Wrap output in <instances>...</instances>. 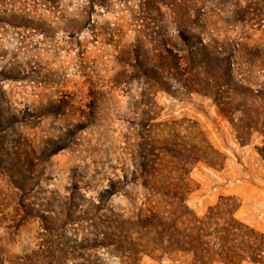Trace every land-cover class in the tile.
I'll return each mask as SVG.
<instances>
[{"label":"rangeland","instance_id":"rangeland-1","mask_svg":"<svg viewBox=\"0 0 264 264\" xmlns=\"http://www.w3.org/2000/svg\"><path fill=\"white\" fill-rule=\"evenodd\" d=\"M256 3L0 0V97L6 115L13 114L6 145L29 152L35 162L44 149L65 145L39 164L32 198L43 203L50 199L55 210L72 193L77 209H84L110 179H119L117 192L106 198L104 207L126 219L145 202L141 180L133 173L139 151L150 143L158 150L173 143L206 157L184 165L187 210L200 216L227 202L236 219L264 232V133H239L209 97L195 91L173 87L171 92L144 93L146 67L136 58L146 50L158 53V45L182 47L180 35L186 31H200L205 41L211 35L241 47L264 48V24L259 28L249 18L253 14L241 15L244 21L236 15L238 8L253 12ZM257 95L259 104L238 109L236 115L264 116V97ZM15 191L0 175V238L8 255H40L41 243L63 241L43 237L36 217L20 223L13 235L6 234L5 225L16 215ZM81 223L64 222L56 231L69 245L83 242L67 248L64 264H121L118 256L97 246L94 236L84 243L90 226ZM136 262L187 264L188 257L139 252ZM242 264H264V258Z\"/></svg>","mask_w":264,"mask_h":264},{"label":"trees","instance_id":"trees-1","mask_svg":"<svg viewBox=\"0 0 264 264\" xmlns=\"http://www.w3.org/2000/svg\"><path fill=\"white\" fill-rule=\"evenodd\" d=\"M142 1L146 3L148 0ZM243 14H253L249 18L259 23L260 28L264 24V0H257L253 12L238 8V18L242 20L240 16ZM186 33L189 34L180 35V48L175 44L173 47L158 45V53L152 49L136 54V58H140L139 66L146 67L142 73L146 80L144 93L151 90L171 92L173 87L184 92L195 91L209 97L218 112L239 133L253 130L264 133V116L236 115L238 109L247 110L260 103L254 98L253 95H257L253 94L254 91L264 97V48L260 45L241 47L239 42L218 41L211 35L205 41L200 31ZM179 50L186 54L179 55ZM258 85L259 88H253ZM6 113L7 108L2 105L0 97V175L16 190L17 199L16 215L11 218L12 223L5 225L6 234L13 235L20 223L36 217L40 220L43 237L55 235L58 240H64L41 243L40 255L11 257L0 238V264H64V255L69 254L67 248L83 246V242L69 245L61 232L56 233L63 229L64 222L89 223L84 243L89 235L94 236L97 246L118 256L121 264H136L139 252L149 255L159 252L167 257L180 254L188 257L187 264L262 263L264 232L236 219L233 205L221 201L208 207L200 216L187 210L183 197L188 190V180L183 177L184 165L206 159L195 155V150L173 143L158 150L150 143L142 153L139 151L133 173L134 178L141 180L145 202L126 219H119L111 208L104 207L106 198L117 192L119 179H110L108 185L98 192L97 199L90 200L84 209H77L76 198L71 193L54 210L50 199L45 203L37 201L39 199L32 198L31 191L40 176L39 164L65 145L44 149L35 162L29 152L6 145L5 133L12 124L9 117H13V114L7 116ZM205 163L210 164V161ZM80 230V227L74 228L73 234L76 236ZM133 233L137 235L133 237Z\"/></svg>","mask_w":264,"mask_h":264}]
</instances>
